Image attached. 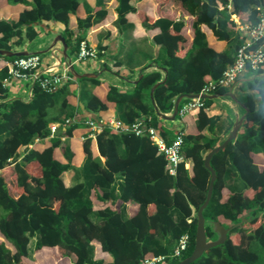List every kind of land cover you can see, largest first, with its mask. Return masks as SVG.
Here are the masks:
<instances>
[{"label":"trees","instance_id":"obj_1","mask_svg":"<svg viewBox=\"0 0 264 264\" xmlns=\"http://www.w3.org/2000/svg\"><path fill=\"white\" fill-rule=\"evenodd\" d=\"M93 1V7L85 9L81 6L85 0H0V8L23 7L17 19H0V50L13 51L24 39L33 40L35 25L52 21L64 27L62 36L71 49L67 53L71 60L86 31L107 18L105 0ZM115 1L114 25L119 32L129 14H137L145 28L158 29L152 36L160 46L153 60L156 69L143 72L142 68L130 90L108 85L105 100L93 94L80 95L83 107L75 109L67 99L70 80L52 91L34 81L28 99L8 98L3 83L8 65L0 60V264H30L33 237L35 250L57 248L61 256H73L69 264H141L147 258L169 255L183 233L189 235L187 248L179 257L168 258L166 264L178 263L193 250L196 212L210 179L204 158L223 141L218 135L219 118L205 112L212 99H202L204 107L196 113L194 131L186 128L183 160L174 175L168 173L164 156L149 136L104 126L93 139L88 137L90 127L77 118L87 112L86 118L98 119L103 112L114 110L116 118L130 124L150 116L149 124L169 143L177 131L165 128L159 113H171L178 95L199 93L206 83L222 76L242 42L240 32L228 28L235 26L230 15L255 24L264 0H177L193 17L191 35L183 32V16L153 17L137 10L131 0ZM71 15L75 30L69 28ZM206 30L216 40L225 41L226 47L218 51L210 45ZM0 56L9 61L19 57ZM117 65L121 63L115 62ZM241 78L234 95L244 119L235 138L210 158L215 179L202 210L208 240L218 236L215 221L231 228L223 243L205 250L189 264H264V67L245 72ZM79 80L99 84L97 78ZM228 91L217 87L212 94L223 96ZM51 122L60 125L49 145L29 148L36 139L49 136ZM72 136L82 139L84 159L79 168L72 165V149L61 141V137ZM68 170L79 176L69 186L62 178ZM129 201L137 204L131 215L126 210ZM94 202L100 205L95 208ZM96 246L103 258H94Z\"/></svg>","mask_w":264,"mask_h":264},{"label":"crops","instance_id":"obj_2","mask_svg":"<svg viewBox=\"0 0 264 264\" xmlns=\"http://www.w3.org/2000/svg\"><path fill=\"white\" fill-rule=\"evenodd\" d=\"M111 2L113 3L110 7L111 10L104 7L108 12L107 18L101 22H94L86 31L85 39L87 42L99 50L98 56L93 60L75 62V56L71 60L62 57L60 53L62 49L61 43L58 42L53 45L54 38L57 35L63 34L64 27L59 22L49 21L36 24V37L31 41L24 39L21 45L14 47L16 51L26 50L28 52L39 53L41 56V64L38 70L41 73H44L46 70L60 72L65 67H68L70 61L77 73H92L95 75L91 78H97L99 80V84L97 85H92L89 81H83L77 78L71 81L69 84V95L67 96L71 109H75L77 105L81 107L80 95L87 97L89 94H93L99 99L105 100L108 85H114L121 90H130L134 85V81L141 76L142 68H144L143 72L156 69L153 60L158 56L160 46L153 41L152 36L158 29L145 28L137 14H129L127 23L121 26L119 32L114 25L117 16L115 12L117 3L115 0H111ZM131 4L137 10H143L153 17L167 16L178 18L183 16L185 19L183 32L191 35L190 25L193 17L181 7L179 1L169 0L168 2H157L156 0H131ZM93 5V0H85L81 6L82 8L90 9ZM22 8L20 5H6L1 7L0 19H17ZM69 28L71 30H75L76 28V21L73 15L69 19ZM206 35L209 44L216 50L220 51L226 47V42L216 40L210 31L206 30ZM99 47L102 48L99 49ZM70 51L71 49L68 48L66 52L69 54ZM115 62H120L121 65L115 66ZM5 85L8 89V98L21 97L28 99L30 96V80H10ZM239 110V105L226 95H218L212 98V101L205 107V112L208 116L219 118L221 129L218 131V135L223 140L232 129L234 122L240 117ZM196 113L197 111L190 113L187 122H177L176 120L163 118L161 124L168 130H177L182 127L184 132L187 129L188 131H194ZM87 114V112H82V114L78 115V119H82L83 124H85L84 121ZM99 116L117 117L114 110H108ZM230 123L233 124L230 129H227ZM49 138L35 141L32 147L41 148L42 146L49 145ZM61 141L63 144L66 142L70 146L74 153L72 165L75 168H79L84 159L82 139L78 136H72L64 140L61 138ZM56 151L59 157H61L60 151L58 149ZM94 153L97 154L95 146ZM187 168L191 170V163ZM74 182L72 180L64 181L67 186L72 185ZM99 205L100 202H94L95 208ZM136 208L137 204L135 202L129 201L126 203L128 215H131ZM44 249L47 248H42L41 250ZM71 257L73 258L72 255ZM105 259L106 262L110 260L109 257Z\"/></svg>","mask_w":264,"mask_h":264},{"label":"built area","instance_id":"obj_3","mask_svg":"<svg viewBox=\"0 0 264 264\" xmlns=\"http://www.w3.org/2000/svg\"><path fill=\"white\" fill-rule=\"evenodd\" d=\"M227 7H230L229 3ZM230 16L235 23L236 30L241 34L242 42L236 49L233 62L226 67L222 76L216 81L206 83L201 88L199 94H212L217 87L228 88L229 91L234 93L237 89L239 79L245 72L250 71L254 73L261 67H264V3L259 7L258 20L255 24L242 22L235 14H231ZM98 54L99 50L95 46H91L86 39H82L78 43L75 62L93 60ZM0 60L8 65L7 76L3 79L4 85L10 80H30L31 86L34 81H38L44 90L52 91L64 82L74 79L68 67H65L60 72H52L49 70H46L44 73L39 72L38 69L41 64V56L39 53L30 52L27 55L19 56L11 61L0 56ZM203 107L204 102L202 98H189L179 104L176 116L179 117L180 121H183L187 114L196 112ZM150 119V116L141 117L133 123L125 124L121 119L116 117H100L98 119L86 118L84 123L90 127L88 137L93 139L95 134L100 132L104 126L116 132H133L136 135L149 136L152 143L157 147V151L164 156L168 173L174 175L177 165L183 160L182 145L185 134L183 128H178L173 139L167 143L158 129L149 124ZM74 120L75 118L66 119L65 123H70ZM59 125L58 122L49 123L48 137H52L55 134ZM61 138L64 139V137ZM28 147H32V144L28 145ZM188 242V233H183L177 239L169 255L147 258L141 264H166L168 258L179 257L187 248Z\"/></svg>","mask_w":264,"mask_h":264},{"label":"water","instance_id":"obj_4","mask_svg":"<svg viewBox=\"0 0 264 264\" xmlns=\"http://www.w3.org/2000/svg\"><path fill=\"white\" fill-rule=\"evenodd\" d=\"M61 43L62 45V49H61V55L64 59H67V45L65 43V40L63 38L62 35H57L54 40H53V45L56 44V43ZM30 52L26 51V50H20V51H16V50H13V51H9V50H0V55H6V56H24V55H27L29 54ZM68 69L70 71V73L73 75L74 78H77V79H80L82 77H93L95 76L94 74L92 73H82V74H79L75 71L74 67H73V64L68 63ZM164 72L166 71L165 68L162 69ZM140 78V76H139ZM138 80V79H137ZM135 80L134 83L137 81ZM165 80V76L163 77V79H161L159 82L155 83L153 85V87L151 88V91H150V94H152V91L153 89L159 84V83H162L163 81ZM226 96L230 97L231 99H233L234 101H236V98H235V95L233 92L231 91H228L227 93H225ZM218 95L216 94H212V95H208V94H199V93H196V94H180L178 95L174 102H173V107H172V111L170 114H161L159 113V115L164 118V119H168V120H174L176 115H177V112H178V106H179V103L180 101L183 99V98H196V97H200L202 99H205V98H209V99H212L214 97H216ZM81 107L82 104H80ZM248 111V109L246 110V112ZM244 119V114H242L233 124V127L232 129L230 130V132L228 133L227 137L219 144L217 145L216 147H214L212 150H210L207 155L205 156L204 158V166L209 170L210 172V179H209V183H208V189H207V192H206V196H205V199L203 201V203L199 206L197 212H196V219H197V225H196V231H195V238H194V247H193V250L191 252V254L180 260L178 263L176 264H189L190 262L194 261L195 259H197L205 250L213 247V246H216L218 244H221L225 241L226 239V236H227V232L228 230L231 228V227H224L221 222L219 221H215L214 222V231L217 233V238L214 239V240H208L207 239V236H206V233H205V225H204V217L202 215V210L203 208L207 205L210 197H211V193H212V184H213V181L215 179V172L213 170V168L210 166V158L211 156L216 153L217 151H219L220 149H222L223 147H225L227 145L228 142H230L231 140H233L239 130V127L242 123ZM242 220H244V217H242Z\"/></svg>","mask_w":264,"mask_h":264},{"label":"rangeland","instance_id":"obj_5","mask_svg":"<svg viewBox=\"0 0 264 264\" xmlns=\"http://www.w3.org/2000/svg\"><path fill=\"white\" fill-rule=\"evenodd\" d=\"M112 5L113 3L111 2V0H105L104 7H107V9L111 10L110 7ZM228 28L233 32L237 31L236 26H229ZM239 116H240V112H239ZM174 120H176L177 122L180 121L179 117H177ZM189 165H190V162L187 161L186 167ZM78 177L79 176L75 174L74 171L72 170H68L63 175L64 181H69V180L75 181L76 179H78ZM1 239L2 237L0 235V240ZM34 239H35L34 237L31 238L30 243H29V257H30L29 263L30 264H69L73 262V258L71 256H65V257L60 256L57 248H47L44 250H35L33 247ZM93 256L95 259L103 258L104 253H102L99 247L96 246Z\"/></svg>","mask_w":264,"mask_h":264}]
</instances>
